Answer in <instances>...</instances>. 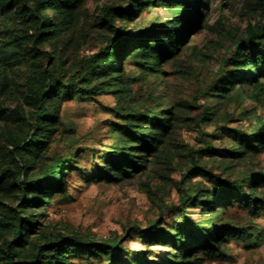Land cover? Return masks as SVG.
I'll return each instance as SVG.
<instances>
[{
    "label": "rangeland",
    "instance_id": "1",
    "mask_svg": "<svg viewBox=\"0 0 264 264\" xmlns=\"http://www.w3.org/2000/svg\"><path fill=\"white\" fill-rule=\"evenodd\" d=\"M134 1L75 0L66 13L48 8L44 13L53 32L38 45L31 43L33 26L20 15L17 4L0 2V174L7 175V170L25 161L27 177L34 175L44 183L47 164L64 160L70 165L63 170L62 188L56 187L26 210L33 214L36 229L24 245L16 246L20 255L13 259H27L35 245L75 236L88 241L116 239L122 249L113 261L72 254L68 264H138L144 256L168 263L174 247L142 237L141 230L156 221L157 234L171 232L187 218L194 224L224 222L239 232L220 240L222 252L212 257L199 249L195 256L199 264H264V208L252 211L239 200L225 199L216 181L189 169L194 156L196 164L234 187L246 174H264V148H242L234 155L200 150L202 140L214 148L236 146L227 127L248 130L257 117L264 119L262 75L259 91L255 82L242 88L235 84L225 93L209 89L230 41L259 20V2L201 0L200 23L188 28L178 48L162 58L155 70L122 60V80L106 86L105 75H98L87 84L81 82L89 56L109 38L123 36L130 49L138 40L158 37L156 29L164 24L175 27L167 23L168 6L153 0ZM108 7H112L111 15L104 14ZM115 7L125 13L129 10V15L119 14ZM46 72L54 77L48 84L65 87L66 95L46 98L47 107L58 113L47 134L40 132L48 143L36 154L24 151L19 159L11 139L22 136L33 123L34 107L26 97L42 84ZM79 86H95L96 92L80 96ZM203 104L209 118L199 121ZM150 115L165 119L168 127L157 148L147 151L135 147L137 140L122 127L140 133L155 131L145 120ZM118 147L142 168L127 165L128 172H119L114 164ZM189 194L193 197L184 204L182 199ZM254 196L264 198V187ZM18 202L11 192L0 191V218L4 219L6 205ZM2 235L9 237L10 232L0 225V239ZM187 261H193L191 256Z\"/></svg>",
    "mask_w": 264,
    "mask_h": 264
},
{
    "label": "trees",
    "instance_id": "2",
    "mask_svg": "<svg viewBox=\"0 0 264 264\" xmlns=\"http://www.w3.org/2000/svg\"><path fill=\"white\" fill-rule=\"evenodd\" d=\"M28 1L0 0L3 6H11L13 2L17 4L20 15L33 26L31 43L38 45L47 40L53 32L49 18L44 11L48 8H57L60 12L66 13L73 7L75 0H31V5H28ZM134 2L137 3L136 0ZM153 2L168 6L171 17L167 19V23L175 27L171 28L168 24H164L156 29L158 37L145 42L138 40L130 49L125 47L123 36L109 38L105 45L89 56L81 82L87 84L97 78L98 75H105L106 86H109L113 81L122 80L123 71L120 66L122 60H128L148 70H155L162 58L173 54L174 50L178 48V44L182 41L188 28L192 24L197 27L200 23L202 12L199 10V5L201 0H153ZM258 2L259 20L256 24L249 23L243 36L230 41L227 56L220 60L219 66L214 72V77L209 86V89L212 88L211 91L225 93L231 90L235 84L242 88V85H250L253 82H255L256 89L261 90L262 83L258 81V77L260 75L264 77V0H258ZM111 9L112 7L106 8L104 14L111 15ZM114 10L119 14L129 15V10L126 13L117 7ZM193 13L198 16L194 17ZM112 71L116 72L115 77L112 76ZM53 78L52 74L46 72L42 78V84L31 90L30 95L26 97L27 102L34 107L33 123L22 136H15L11 139L13 154L19 159H23L24 151L36 154L48 143L46 139H41L40 132L47 134V127L54 124L53 120L58 113L56 109L47 107L46 98L52 99L56 94L66 95L65 87L61 89L60 85L58 86L56 83L48 84V81ZM86 92L87 94H94L96 87L79 86L78 94L80 96ZM0 111L3 110L0 109ZM208 114L207 106L201 105L198 120L203 121L209 118ZM145 120L155 131L140 133L136 129H129L127 126L122 128L137 140L138 146L135 147L151 151L156 149L161 142V137L165 134L168 123L165 119L155 115L146 116ZM226 131L231 132L236 146L214 148L209 142L202 140L200 150L205 153L234 155L238 154L242 148L248 150L264 148V119L257 117L255 123L248 130L227 127ZM210 135H215V132L212 131ZM115 160L114 164L121 173L128 172L125 169L127 165L134 170L142 168V165L134 161L128 153H125L122 147H118ZM27 168L28 163L24 161L15 170H7V175L0 174V191L11 192L19 201L15 205H6L5 214H3L4 219L0 218V225L10 232L9 237L2 235L0 239V264H68V257L72 254L87 257L104 256L109 261H113L122 249L120 241L112 238L102 241H88L75 236H65L35 245L27 259L14 261L13 258L20 255L16 246L24 245L28 240L29 233L34 231L37 225L33 214L26 213V210L35 206L42 196L53 192L56 187L61 185L63 170L70 168V165L64 160L47 164L42 172L44 178L48 179L44 183L34 175L27 177ZM189 169L216 181L221 188V196L225 199L239 200L243 206L252 211L264 208V198L254 196L259 187H264V174H246L244 179L237 182V186L234 187V183L231 181L219 179L204 166L196 164L194 156H192V165ZM20 175L23 176L22 179H17ZM109 177L106 174V178ZM61 188L59 186V189ZM245 188H248L249 191L247 192ZM192 197V194H189L182 201L185 204ZM204 203L206 207L209 206V203ZM183 211L185 210L183 209ZM174 228V231L161 230L157 234L158 226L155 221L145 230H141L142 237H152L161 242H169L174 247L175 252L168 263L144 256L138 264H199L195 257L199 249L207 257H212L216 253L222 252L220 240L226 239V235L237 236L239 234L238 231L228 227L227 223L224 222L216 226L215 224L206 225L202 222L194 224L187 218L176 223ZM188 241L192 242L191 247L187 246ZM189 256L193 261H187ZM175 259L177 260L175 261Z\"/></svg>",
    "mask_w": 264,
    "mask_h": 264
}]
</instances>
